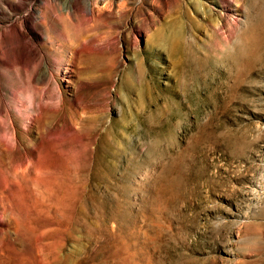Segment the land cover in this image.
<instances>
[{"label": "rangeland", "instance_id": "rangeland-1", "mask_svg": "<svg viewBox=\"0 0 264 264\" xmlns=\"http://www.w3.org/2000/svg\"><path fill=\"white\" fill-rule=\"evenodd\" d=\"M99 2L54 8L47 58L101 48L0 144V264H264V0Z\"/></svg>", "mask_w": 264, "mask_h": 264}, {"label": "bare ground", "instance_id": "bare-ground-1", "mask_svg": "<svg viewBox=\"0 0 264 264\" xmlns=\"http://www.w3.org/2000/svg\"><path fill=\"white\" fill-rule=\"evenodd\" d=\"M23 1L0 0V144L9 149L19 146V133L29 132L26 122L31 120L36 125L45 116L56 113L64 95L60 80L67 78L69 72L68 65L64 70L61 68L62 57L73 63L83 50L101 48L97 43L88 46L80 41L77 45L70 44L69 49L63 46L60 50L63 54L52 58H47L43 50L47 47L52 50L47 27L54 29L59 24L62 33L65 28L60 15L55 13L57 5L61 3L67 19H77L78 15H96L101 7L99 0H29L26 7ZM14 11L24 14L12 22L7 15ZM28 69L31 73L24 79L15 74V70L24 73ZM57 135L55 131L51 137Z\"/></svg>", "mask_w": 264, "mask_h": 264}]
</instances>
